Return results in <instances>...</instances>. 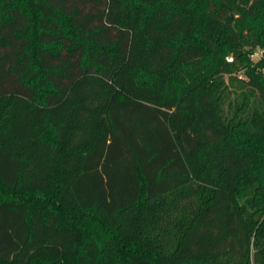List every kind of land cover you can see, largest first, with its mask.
<instances>
[{"label": "trees", "instance_id": "obj_1", "mask_svg": "<svg viewBox=\"0 0 264 264\" xmlns=\"http://www.w3.org/2000/svg\"><path fill=\"white\" fill-rule=\"evenodd\" d=\"M256 47L264 0H0V264H264Z\"/></svg>", "mask_w": 264, "mask_h": 264}, {"label": "rangeland", "instance_id": "obj_2", "mask_svg": "<svg viewBox=\"0 0 264 264\" xmlns=\"http://www.w3.org/2000/svg\"><path fill=\"white\" fill-rule=\"evenodd\" d=\"M4 4H5L4 2H1V6ZM6 4H8V3H6ZM228 57L233 58L232 55H227L226 58H228ZM248 62L251 63V65H253V63H255V62L251 61V59L249 57H248ZM259 149H260L261 155H262L260 162H259V167L261 168L263 166V163H264V157H263V155H264V144L259 145ZM0 197L3 199H12V198L16 199V197H19V194L18 193H9V192L8 193L0 192Z\"/></svg>", "mask_w": 264, "mask_h": 264}, {"label": "built area", "instance_id": "obj_3", "mask_svg": "<svg viewBox=\"0 0 264 264\" xmlns=\"http://www.w3.org/2000/svg\"><path fill=\"white\" fill-rule=\"evenodd\" d=\"M248 57L253 62H257L259 60L264 59V47H256L253 48L250 53L248 54Z\"/></svg>", "mask_w": 264, "mask_h": 264}, {"label": "water", "instance_id": "obj_4", "mask_svg": "<svg viewBox=\"0 0 264 264\" xmlns=\"http://www.w3.org/2000/svg\"><path fill=\"white\" fill-rule=\"evenodd\" d=\"M232 59H233V58H231V57H228V58H227L228 61H232Z\"/></svg>", "mask_w": 264, "mask_h": 264}]
</instances>
